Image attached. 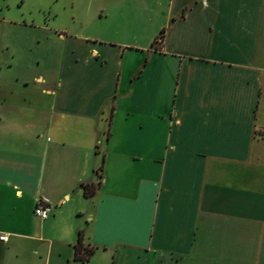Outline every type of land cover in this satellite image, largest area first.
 <instances>
[{
  "label": "crops",
  "instance_id": "0c3cea01",
  "mask_svg": "<svg viewBox=\"0 0 264 264\" xmlns=\"http://www.w3.org/2000/svg\"><path fill=\"white\" fill-rule=\"evenodd\" d=\"M132 1L0 15V264H264V0H165L144 37Z\"/></svg>",
  "mask_w": 264,
  "mask_h": 264
},
{
  "label": "rangeland",
  "instance_id": "374dc122",
  "mask_svg": "<svg viewBox=\"0 0 264 264\" xmlns=\"http://www.w3.org/2000/svg\"><path fill=\"white\" fill-rule=\"evenodd\" d=\"M94 2L95 0H0V15H4L7 19L13 20L24 11L27 19L29 21L32 20L34 23L46 21L49 26L55 29L65 28L72 32H79L81 17L84 16L83 14L89 13L90 9H93ZM166 3L165 0H156L154 2H140V0L132 1V4L136 5L137 8L150 6L146 10H140L141 18L143 19L144 35L140 34L138 37L149 35L150 31H155L163 20H165ZM18 5H20L19 8ZM13 26L14 25L11 23L5 25L6 28L14 29ZM161 28L162 26L157 30V33L162 30ZM9 33L10 34L7 35L9 41L15 42L20 48L23 46L22 44L26 42L23 39L26 37L25 32L22 33L13 30ZM158 40L159 39H156L154 44H156ZM34 52L35 49L32 51V55ZM257 116L264 121V98L260 101ZM47 235L51 237L56 236L54 229L48 230ZM103 256L104 255H101V253L93 255L90 264H104L105 257ZM106 264H108V262H106Z\"/></svg>",
  "mask_w": 264,
  "mask_h": 264
},
{
  "label": "trees",
  "instance_id": "16d2710c",
  "mask_svg": "<svg viewBox=\"0 0 264 264\" xmlns=\"http://www.w3.org/2000/svg\"><path fill=\"white\" fill-rule=\"evenodd\" d=\"M163 34H164V29H162L159 33V35L157 36V39H159V41H161L163 39ZM112 108L111 107V113H112ZM110 116V115H109ZM101 170H102V165L99 166V168L97 170H95V175L98 178V184L100 183L101 180ZM98 184H94V183H84L81 184V189H82V194L85 198H90L92 197L98 187ZM94 249L93 248H88L85 247L82 243V231L78 232V238H77V242L75 244L74 247V256L73 258L75 260H80V261H87L89 259V257L93 254Z\"/></svg>",
  "mask_w": 264,
  "mask_h": 264
},
{
  "label": "built area",
  "instance_id": "2783aa9c",
  "mask_svg": "<svg viewBox=\"0 0 264 264\" xmlns=\"http://www.w3.org/2000/svg\"><path fill=\"white\" fill-rule=\"evenodd\" d=\"M50 211V206L45 199L39 198L36 201L35 207L33 209V213L36 217H39L41 220H45L48 217ZM5 237L3 235L0 236V240H4Z\"/></svg>",
  "mask_w": 264,
  "mask_h": 264
}]
</instances>
